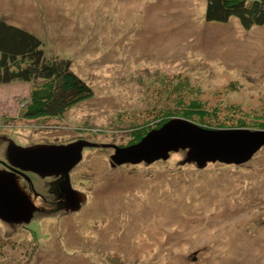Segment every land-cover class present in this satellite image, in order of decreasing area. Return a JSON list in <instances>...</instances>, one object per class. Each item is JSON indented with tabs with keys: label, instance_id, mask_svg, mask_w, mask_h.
<instances>
[{
	"label": "rangeland",
	"instance_id": "rangeland-1",
	"mask_svg": "<svg viewBox=\"0 0 264 264\" xmlns=\"http://www.w3.org/2000/svg\"><path fill=\"white\" fill-rule=\"evenodd\" d=\"M205 8L206 0H0V19L40 38L48 58L70 60L92 88L59 115L30 116L35 82L1 84L0 160L10 141L97 144L69 172L85 196L78 210L36 199L30 222L0 219V264H264V145L241 164L201 168L180 146L151 163L111 160L115 146L174 118L264 130V26L208 22ZM31 179L40 194L51 191L49 178Z\"/></svg>",
	"mask_w": 264,
	"mask_h": 264
},
{
	"label": "water",
	"instance_id": "water-1",
	"mask_svg": "<svg viewBox=\"0 0 264 264\" xmlns=\"http://www.w3.org/2000/svg\"><path fill=\"white\" fill-rule=\"evenodd\" d=\"M87 140L68 144H34L23 147L10 141L7 158L14 165L39 174L41 177L61 175L57 196L63 200L62 207L76 211L85 196L73 189L69 172L81 160L84 147H94ZM262 145L264 130L249 129H206L188 120L174 118L159 129L148 132L138 143L115 146L111 155L112 164L151 163L160 158L166 159L168 152L178 147H189L187 161H195L203 167L208 161L227 164H241L247 161ZM38 208L18 186L10 173L0 171V219L8 224L30 222Z\"/></svg>",
	"mask_w": 264,
	"mask_h": 264
},
{
	"label": "trees",
	"instance_id": "trees-1",
	"mask_svg": "<svg viewBox=\"0 0 264 264\" xmlns=\"http://www.w3.org/2000/svg\"><path fill=\"white\" fill-rule=\"evenodd\" d=\"M231 17L245 29L264 26V0H206V21L224 23ZM17 80L35 82L25 111L30 116L59 115L92 95L91 86L73 72L70 60L48 58L40 38L0 19V85ZM166 117L160 124L171 116Z\"/></svg>",
	"mask_w": 264,
	"mask_h": 264
},
{
	"label": "flooded vegetation",
	"instance_id": "flooded-vegetation-1",
	"mask_svg": "<svg viewBox=\"0 0 264 264\" xmlns=\"http://www.w3.org/2000/svg\"><path fill=\"white\" fill-rule=\"evenodd\" d=\"M0 171L5 172V173H10L12 178L17 181L18 186L21 190H26L29 193L27 194L26 191H24L29 197H31L33 203L36 199H40L44 205L50 204L53 207L56 208L57 206L62 205V200L57 202V199L55 195L57 192H59V183L61 181V175H50V176H45L41 177L39 174H36L32 171L29 170H24L16 165H14L10 160L7 158V153L5 154V160H0ZM33 176H38L39 178H49L51 180L50 186L48 187V193H43L40 194L37 192V189L34 188V184L32 182L31 177ZM31 176V177H30ZM57 180V181H55ZM21 182L23 186L20 185ZM45 209V208H44Z\"/></svg>",
	"mask_w": 264,
	"mask_h": 264
}]
</instances>
